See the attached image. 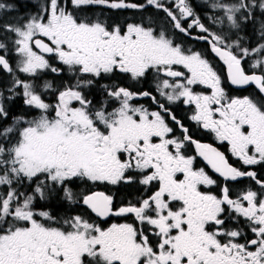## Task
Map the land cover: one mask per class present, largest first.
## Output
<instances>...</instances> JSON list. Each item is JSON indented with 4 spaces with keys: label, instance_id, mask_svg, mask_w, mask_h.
I'll return each instance as SVG.
<instances>
[{
    "label": "snow or ice",
    "instance_id": "1",
    "mask_svg": "<svg viewBox=\"0 0 264 264\" xmlns=\"http://www.w3.org/2000/svg\"><path fill=\"white\" fill-rule=\"evenodd\" d=\"M0 264H264V0H0Z\"/></svg>",
    "mask_w": 264,
    "mask_h": 264
},
{
    "label": "flooded vegetation",
    "instance_id": "2",
    "mask_svg": "<svg viewBox=\"0 0 264 264\" xmlns=\"http://www.w3.org/2000/svg\"><path fill=\"white\" fill-rule=\"evenodd\" d=\"M149 11H151V9H150ZM121 15H127V16H129L130 18L133 17V16H135V17L138 18V16H139L138 13H132V12L122 13ZM229 87L231 88L232 86H229ZM195 90H196V91H203V87H202V86L196 87ZM230 94H232V95H242V94H246V93H242V92H240V91H238V90L232 89V91H231ZM178 112H179V114H180L181 116H185V115H190V114H191L190 107H188V106H184L183 104H179V105H178ZM188 123L191 124L190 121H189ZM193 126H194V125H193ZM198 134L201 135V136H206V134H203V133H199V132H198ZM205 142H211V138H210V137H206ZM247 183H248L247 180H244V181H241V182H240L241 185H244V184H247ZM237 190H238V186H237Z\"/></svg>",
    "mask_w": 264,
    "mask_h": 264
}]
</instances>
